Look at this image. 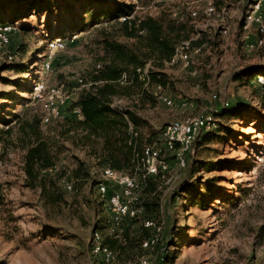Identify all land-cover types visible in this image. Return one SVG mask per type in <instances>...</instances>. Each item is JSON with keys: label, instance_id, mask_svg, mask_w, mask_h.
<instances>
[{"label": "rangeland", "instance_id": "rangeland-1", "mask_svg": "<svg viewBox=\"0 0 264 264\" xmlns=\"http://www.w3.org/2000/svg\"><path fill=\"white\" fill-rule=\"evenodd\" d=\"M161 1L186 3L191 7L200 5L199 0H150L142 11L153 14ZM231 3L224 15L229 31L225 36L214 33L217 24L211 20L201 27L206 30L207 41L197 53L190 54L195 75L178 66L166 67L173 89L163 90L161 94L170 103L157 100L154 106L146 105L139 111L157 132L153 144L161 141L162 126L169 121L202 112L213 113L223 102L231 104L239 100L257 105L261 95L255 79H249L242 86L231 82L230 76L244 66L264 65V40L260 46H246L243 36L253 38L252 26L245 33L241 31L240 36L235 34L238 5L243 0L238 5ZM74 6V12H78V5ZM63 8L54 9L51 4L11 25V42L21 49V56L13 64L26 66V71L19 73L12 65L0 67V92L9 94L8 100L0 101V116L11 120L10 125H15L16 118L43 115L41 101L30 95L34 80H41L48 87L62 85L69 100L72 90L65 85L73 88L80 72L90 63V54L84 47L89 42V32H82L76 41H69L55 54L49 69H42L47 55L45 43L58 27L54 22L69 17L73 11L65 13ZM56 16L59 19L55 20ZM18 24H24L23 28ZM27 84L29 92L25 91ZM39 124L44 128V122L39 121ZM230 125L237 131L236 139L213 146L216 152H209L214 160L224 159L229 166L202 174V179L217 177V186L224 193L222 198H206L202 206L188 203L177 191L180 176L174 158L171 154L166 156L168 172L154 178V194L159 198L155 219L162 223L157 248L144 252L151 262L264 264V228H261L264 225V127L252 114L241 116ZM204 154L202 157H206ZM67 161L62 156L57 166ZM169 174L174 180L167 187L164 177ZM0 194L3 201L0 203V264H95L89 251L95 224L107 223L108 228L100 233H110L107 205L99 204L103 198L99 199L94 193L85 200L64 191V202L60 206L44 207L37 192L22 185L20 149L11 143L0 146ZM46 225L51 226L50 229L46 230ZM176 235H181L180 240L175 239L169 246L166 240L172 241ZM131 256L116 255L115 260L124 262Z\"/></svg>", "mask_w": 264, "mask_h": 264}, {"label": "trees", "instance_id": "trees-1", "mask_svg": "<svg viewBox=\"0 0 264 264\" xmlns=\"http://www.w3.org/2000/svg\"><path fill=\"white\" fill-rule=\"evenodd\" d=\"M240 1L213 0V3L219 9L228 7L231 2L238 5ZM247 1L249 0H243L238 5L239 11L244 10ZM149 2L150 0H0V25H14L26 15L37 13L52 4L54 9L64 7L65 13L73 11L69 17L54 22L58 27L48 40L89 32V42L84 47L90 54V63L80 72L73 88L69 84L65 85L72 90V98L59 106L57 117L50 118L45 122L44 128H41L39 121L43 115L38 117L31 114L29 118H16L15 125H10L11 120L0 116V146L11 143L20 149L22 185L35 190L44 207L60 206L64 202V191H71L85 200L86 196L95 193L100 199L97 184L101 180L100 172L103 167L140 178L142 148L154 145L157 132L152 130L139 111L146 105L154 106L157 100H161L163 90L173 89L172 79L165 69L177 66L167 64L174 47L194 35L196 37L191 40L193 46L201 47L207 41L206 30L193 27V20L183 4L161 1L157 3L156 11L150 14L142 11ZM74 5H78V12H74ZM120 17L124 19L120 20ZM57 19L59 16H56L55 20ZM18 25L21 29L24 26ZM234 30L240 36L242 18L236 21ZM254 32L255 36V29ZM214 33L225 36L221 35L217 25ZM257 35L264 37V33ZM76 39L78 38L70 42ZM10 47L21 53V49L12 44L11 34ZM42 47L44 45L40 49ZM45 51L47 52L46 43ZM8 65L14 66L19 73L26 71L24 65L0 62V67ZM257 75L264 76V65L244 66L233 72L230 80L243 86ZM258 86L261 96L256 106L239 100L231 104L221 103L211 113L215 128L201 131L190 143L184 156V165L178 169L180 180L177 186L178 193L188 203L202 206L206 198L224 197L222 189L217 186V177L207 176L202 179V174L229 166L224 159L214 160L209 152H216L217 148L213 146L236 139L237 131L231 128L230 123L241 116L252 114L256 119L259 118L264 127V84ZM28 90L30 88L28 89L27 84L25 91L29 92ZM8 99V93L0 92V101ZM75 108L78 109V115L73 112ZM203 152L206 157H202ZM169 154L174 158L171 152ZM62 156L68 161L57 166ZM51 168H55L53 172H49ZM158 174L165 173L144 176L137 192L140 194H136V204L143 209L141 216L122 218L113 223L108 213L110 233H100L108 228L107 223L95 224L92 233L97 231L100 234L101 244L112 250L114 258L116 255L131 254V257L125 259L127 261L144 254L147 250L142 249L141 242L151 234V230L143 227L142 221L150 219L162 223V220L155 219L159 198L154 194V178ZM66 184H69V189L65 188ZM141 192L144 194L141 195ZM101 198L103 199L99 204L105 202L107 205V196ZM0 203H3L1 194ZM50 227L46 225L45 229ZM180 238L181 235H176L174 240L167 239L166 243L170 246L175 243V239L179 241ZM156 244L157 242L149 250L157 248Z\"/></svg>", "mask_w": 264, "mask_h": 264}, {"label": "built area", "instance_id": "built-area-1", "mask_svg": "<svg viewBox=\"0 0 264 264\" xmlns=\"http://www.w3.org/2000/svg\"><path fill=\"white\" fill-rule=\"evenodd\" d=\"M200 5L189 6L183 5L188 10L189 17L193 20L194 28H201L209 20L216 22L221 35L228 33V26L225 24L224 15L226 8L216 9L213 0H199ZM175 15V12L172 13ZM238 19L242 18V32H246L249 27H254L256 35L249 38L244 35V42L247 47L252 45L260 46L263 38L257 34L264 33V0H249L243 12L239 11ZM123 20L124 17H120ZM13 31L11 25H0V62L11 63L19 59L20 51L10 47V34ZM80 33L73 34L68 38L54 37L47 41L46 59L42 63V69L47 70L50 66V60L64 49L67 41H72ZM189 39L180 41L175 47L172 56L168 60V65H177L181 69L188 70L189 74L194 76L195 71L191 68L190 54L197 53L199 46H193ZM255 82L258 85L264 84V76L257 75ZM159 87H156L158 89ZM62 85L46 86L41 80L32 82L30 95L32 98L41 101L43 116L41 121L47 122L50 118H55L59 114V106L66 100L67 95ZM160 99L169 104V99L160 97ZM78 115V109L73 110ZM214 118L211 113L202 112L200 114L187 117L183 120H173L165 123L161 129V141L154 145H145L141 151V176L129 175L126 172L116 171L109 167H103L100 176L101 180L97 184V192L101 197L107 196V209L109 219L113 223L119 222L122 218H134L143 214L141 206L136 204V193L143 183L144 176L155 175L157 173H167L168 165L164 157L170 152L174 156V163L177 169L184 165V156L189 150L190 143L201 131L215 128ZM172 174L164 177V183L167 187L173 182ZM69 189V184L65 185ZM142 225L151 230V234L142 240L141 247L149 250L156 242L161 230V223L154 222L150 219H144ZM90 255L95 264H158L151 262L145 254H140L124 262H117L114 253L107 246L101 244L100 234L95 231L90 237L89 243Z\"/></svg>", "mask_w": 264, "mask_h": 264}]
</instances>
